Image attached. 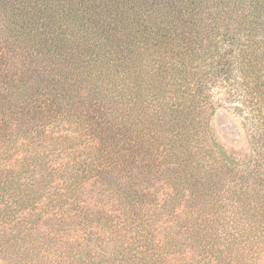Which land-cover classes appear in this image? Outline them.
<instances>
[{
	"label": "trees",
	"instance_id": "obj_1",
	"mask_svg": "<svg viewBox=\"0 0 264 264\" xmlns=\"http://www.w3.org/2000/svg\"><path fill=\"white\" fill-rule=\"evenodd\" d=\"M0 264H264V0H0Z\"/></svg>",
	"mask_w": 264,
	"mask_h": 264
},
{
	"label": "rangeland",
	"instance_id": "obj_2",
	"mask_svg": "<svg viewBox=\"0 0 264 264\" xmlns=\"http://www.w3.org/2000/svg\"><path fill=\"white\" fill-rule=\"evenodd\" d=\"M216 138L227 149L229 154L244 161L250 155V144L243 117L230 107H220L214 116L208 119Z\"/></svg>",
	"mask_w": 264,
	"mask_h": 264
}]
</instances>
